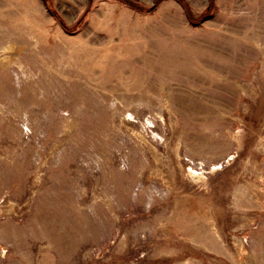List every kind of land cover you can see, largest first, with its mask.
Returning a JSON list of instances; mask_svg holds the SVG:
<instances>
[{
	"label": "rangeland",
	"instance_id": "rangeland-1",
	"mask_svg": "<svg viewBox=\"0 0 264 264\" xmlns=\"http://www.w3.org/2000/svg\"><path fill=\"white\" fill-rule=\"evenodd\" d=\"M131 1L0 0V264H264V0Z\"/></svg>",
	"mask_w": 264,
	"mask_h": 264
},
{
	"label": "trees",
	"instance_id": "trees-1",
	"mask_svg": "<svg viewBox=\"0 0 264 264\" xmlns=\"http://www.w3.org/2000/svg\"><path fill=\"white\" fill-rule=\"evenodd\" d=\"M120 1H122V2H124V3H126V4H128L129 6H131V7H134V8H139V9H141V11H145V10H148L150 7H147V8H142V7H138V5H136L133 1H131V0H120ZM181 2H184L183 0H180ZM184 5H185V2H184ZM186 7V9H187V6H185ZM188 10V9H187ZM189 18H191V17H189ZM192 19V18H191ZM61 25L65 28V25L64 24H62L61 23Z\"/></svg>",
	"mask_w": 264,
	"mask_h": 264
}]
</instances>
